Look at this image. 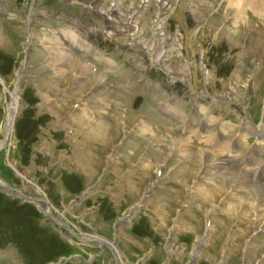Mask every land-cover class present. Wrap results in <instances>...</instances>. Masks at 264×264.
Segmentation results:
<instances>
[{
    "label": "rangeland",
    "instance_id": "374dc122",
    "mask_svg": "<svg viewBox=\"0 0 264 264\" xmlns=\"http://www.w3.org/2000/svg\"><path fill=\"white\" fill-rule=\"evenodd\" d=\"M250 7L0 0V264H264V18Z\"/></svg>",
    "mask_w": 264,
    "mask_h": 264
},
{
    "label": "bare ground",
    "instance_id": "6f19581e",
    "mask_svg": "<svg viewBox=\"0 0 264 264\" xmlns=\"http://www.w3.org/2000/svg\"><path fill=\"white\" fill-rule=\"evenodd\" d=\"M247 2L249 1V4L251 5V9L253 10V12H254V14L255 15H257L258 17H260V18H264V0H262V1H260V0H246ZM110 16H111V14H110ZM264 20V19H263ZM165 48V47H164ZM165 50V49H164ZM78 61H75V62H73V63H71V65H73V66H78ZM80 64V63H79ZM80 65H82V64H80ZM80 67V66H79ZM85 67V69L84 70H86L87 69V66H84ZM95 78H98V82H97V87H99V85L101 86V85H103V83H104V80H103V78L100 76V75H94V80H95ZM93 85H96L95 83H93ZM105 89H106V87H105ZM102 92H100V94H101V97H103L102 99H104V100H106L107 99V101L109 100V98H111V97H109V90H101ZM110 93H111V91H110ZM111 96V95H110ZM126 107V106H125ZM94 130L95 131H93V132H95V135L96 136H101V137H105V136H107L108 134H106V132H107V130H106V127L104 126V125H100V126H97L96 128H94ZM172 142H173V149L175 148L176 150H182L185 154H188V157L190 158H192V159H194V160H196V161H199V162H201L202 163V165L204 166V167H207L208 168V170H209V168L211 169V168H213V167H215L216 169L215 170H217V171H219V169H223L222 167L221 168H219V166H221V165H219L217 162H219L218 161V159L217 158H215L214 156H212V155H209V154H207L205 151H198L197 153H193V155L192 154H189V152L191 153L192 151H191V149H193L191 146H189V148H188V146H186V142H185V140H183V139H179V138H172ZM190 142V141H189ZM191 145V144H190ZM192 155V156H191ZM219 165V166H218ZM88 166V167H87ZM87 169H89L90 170V164L88 163L87 164ZM203 167V168H204ZM216 171V172H217ZM212 172H214V171H212ZM215 173V172H214ZM217 175V174H216ZM221 175H223V173H221V172H218V176L220 177ZM226 175V174H225ZM231 175L232 176H229L230 177V180H235L236 181V179H239V182H241L242 184H244V180H243V178L242 177H244V176H242V174H239V173H235V171L233 172H231ZM222 177V176H221ZM228 178V177H227ZM229 180V179H228ZM228 180H226V178L224 179V182L225 183H228L229 181ZM229 184V183H228ZM2 186V185H1ZM260 192H262V191H260ZM50 211H49V209L47 210V214L49 213Z\"/></svg>",
    "mask_w": 264,
    "mask_h": 264
},
{
    "label": "water",
    "instance_id": "95a60500",
    "mask_svg": "<svg viewBox=\"0 0 264 264\" xmlns=\"http://www.w3.org/2000/svg\"><path fill=\"white\" fill-rule=\"evenodd\" d=\"M20 195V194H19ZM83 199V198H82ZM82 199L80 200V201H82ZM27 200H31V199H27ZM45 213V212H44ZM46 214V213H45ZM46 215H48V214H46ZM50 217V216H49ZM51 218V217H50Z\"/></svg>",
    "mask_w": 264,
    "mask_h": 264
}]
</instances>
